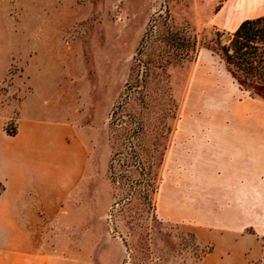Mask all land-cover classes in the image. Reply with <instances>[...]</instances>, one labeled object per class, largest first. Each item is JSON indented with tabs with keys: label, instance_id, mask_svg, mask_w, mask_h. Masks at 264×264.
<instances>
[{
	"label": "rangeland",
	"instance_id": "374dc122",
	"mask_svg": "<svg viewBox=\"0 0 264 264\" xmlns=\"http://www.w3.org/2000/svg\"><path fill=\"white\" fill-rule=\"evenodd\" d=\"M221 1L0 0V128L68 120L89 147L81 181L39 227L54 264H201L212 248L162 214L173 131L207 125L197 113L218 105L191 79L222 76L229 31L209 23ZM202 49L210 69L195 73ZM260 240L247 264H264Z\"/></svg>",
	"mask_w": 264,
	"mask_h": 264
},
{
	"label": "crops",
	"instance_id": "0c3cea01",
	"mask_svg": "<svg viewBox=\"0 0 264 264\" xmlns=\"http://www.w3.org/2000/svg\"><path fill=\"white\" fill-rule=\"evenodd\" d=\"M262 14L264 0H222L209 23L233 32L244 19ZM211 59L202 49L194 72L209 71ZM223 67L221 78L191 79L208 90L206 95L218 97V105L210 114L197 113L207 117V125L173 131L162 215L212 244L201 264H247L252 249L256 257L263 254L264 100L228 84L231 75ZM0 138L5 140L0 143V264H54L39 227L56 215L87 170L82 129L68 120L31 115L17 121L14 135L0 128ZM58 156L66 170L63 181L53 174Z\"/></svg>",
	"mask_w": 264,
	"mask_h": 264
},
{
	"label": "trees",
	"instance_id": "16d2710c",
	"mask_svg": "<svg viewBox=\"0 0 264 264\" xmlns=\"http://www.w3.org/2000/svg\"><path fill=\"white\" fill-rule=\"evenodd\" d=\"M227 34L228 44L221 46L220 59L241 89L251 97H260L264 89V14L244 19ZM5 131L9 135L16 132Z\"/></svg>",
	"mask_w": 264,
	"mask_h": 264
}]
</instances>
